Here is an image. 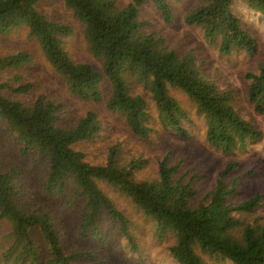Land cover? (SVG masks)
<instances>
[{"label": "trees", "instance_id": "trees-1", "mask_svg": "<svg viewBox=\"0 0 264 264\" xmlns=\"http://www.w3.org/2000/svg\"><path fill=\"white\" fill-rule=\"evenodd\" d=\"M46 1L0 0V36L28 30L68 91L86 103H105L109 112L125 119L135 137L148 140L156 119L166 132L190 139L186 124L192 119L170 94V89H178L204 118L207 144L223 155L245 152L250 144L264 140V131L236 110L235 92L207 80L193 51L181 53L163 36L149 33L148 21L141 19L142 9L151 3L171 25L175 18L172 2L182 0H131L126 5L118 0H61L84 26L86 44L102 60V72L71 58L65 40L74 30L39 11L38 6ZM237 1L199 0L184 16V24L202 29L222 57L256 56L258 41L233 11ZM242 1L264 19V0ZM32 62L24 51L0 53V77ZM245 79L250 104L264 115V63ZM105 82L111 87L107 99ZM137 88L145 94L136 93ZM33 90L22 77L0 81V122L16 138L23 159L33 154L45 163L40 188L50 204L36 206L25 200L19 166L0 168V264H107L91 252L68 251L58 230V223L66 224L61 206L76 207L82 215L77 230L82 241L99 238L100 224L109 219L132 251L138 252L132 222L105 187L128 197L154 221L159 236L172 238L169 252L176 264H264V218L246 219L261 209L263 199L257 196L236 205L238 180L231 186L226 181L238 164H231L203 199L193 181L181 176L171 154L159 162L157 179L139 181L136 174L143 164L122 162L121 145L111 147L103 165L89 162L79 149L100 136L102 122L96 112L72 120L64 104L46 94L33 97ZM147 95L155 104V117Z\"/></svg>", "mask_w": 264, "mask_h": 264}, {"label": "rangeland", "instance_id": "rangeland-1", "mask_svg": "<svg viewBox=\"0 0 264 264\" xmlns=\"http://www.w3.org/2000/svg\"><path fill=\"white\" fill-rule=\"evenodd\" d=\"M130 1L118 0L123 5ZM198 1L172 2L175 18L171 25L163 20L151 3L142 9L141 19L148 21L149 33L163 36L181 53L193 51L207 80L215 82L223 90L235 92L236 110L246 120L264 131V115L256 113L250 104L247 93L248 82L245 79L249 72H258L260 65L264 63V19L250 10L242 0H238L233 11L244 21L246 28L258 41L259 54L250 56L241 53L222 57L219 48L207 40L202 29L190 28L184 24V16ZM38 9L49 19L65 23L73 28L74 35L65 40V49L73 60L91 64L98 72H102V60L95 58L86 44L84 26L75 19L74 14L64 6L61 0L46 1L41 3ZM28 35V30L21 29L9 36H0V53L3 56L24 51L33 58L31 65L5 72L0 77V81L9 82L22 77L24 82L34 87L33 97L46 94L56 102L64 104L72 120L85 116L90 111L96 112L102 122L100 136L93 142L79 147L86 153L89 162L103 165L106 163L111 147L119 144L122 162L142 163L143 168L137 172L136 178L139 181H149L158 178L159 162L171 154L172 163L180 167L181 176L193 181L200 199L214 190L219 176L231 164H238L236 170L226 178L229 186L234 180H238L237 194L233 202L238 205L257 196L262 197L261 209L246 219L253 222L256 217L264 218V140L250 144L245 152H237L232 156L223 155L207 144L204 118L198 116L196 105L178 89H170V94L178 100L192 119L191 124H186L190 139L185 140L173 132H166L156 119L152 124L153 133L150 138L148 140L137 138L130 131L125 119L121 115L109 112L105 103L94 105L73 96L63 79L46 61L40 44L30 39ZM103 91L107 99L111 91L108 82H105ZM136 93L145 94L142 88H137ZM146 98L155 117V104L148 95ZM10 166L21 168L24 176L23 184L26 188V201L31 200L30 202L36 206L50 204L40 188L44 182L45 163L38 161L33 154L23 159L16 138L9 136L6 127L0 122V168ZM105 190L118 209L132 222L131 231L136 237L139 251H132V245H129L127 239L114 230L109 219H104V224H100L102 233L99 238L82 241L77 236L82 215L76 207L61 206L59 211L63 212L66 224L58 223V230L68 251L70 253L91 252L107 264H176L169 252V247L173 244L172 238L159 236L155 232L154 221L144 216L124 194L109 187H105ZM37 240L39 241L38 237ZM210 264L230 263L219 261L210 262Z\"/></svg>", "mask_w": 264, "mask_h": 264}]
</instances>
